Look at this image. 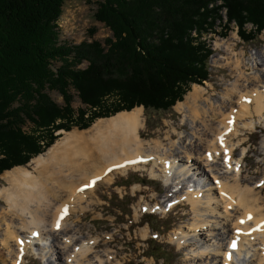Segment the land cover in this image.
I'll list each match as a JSON object with an SVG mask.
<instances>
[{
	"label": "trees",
	"instance_id": "1",
	"mask_svg": "<svg viewBox=\"0 0 264 264\" xmlns=\"http://www.w3.org/2000/svg\"><path fill=\"white\" fill-rule=\"evenodd\" d=\"M64 2L0 0V174L45 152L60 128L84 130L103 116L182 101L210 76L212 50L200 37L214 31L222 11L224 35L231 24L245 42L264 30V0H102L94 18L111 36L66 45L57 27Z\"/></svg>",
	"mask_w": 264,
	"mask_h": 264
},
{
	"label": "bare ground",
	"instance_id": "2",
	"mask_svg": "<svg viewBox=\"0 0 264 264\" xmlns=\"http://www.w3.org/2000/svg\"><path fill=\"white\" fill-rule=\"evenodd\" d=\"M216 46L220 47L221 43H216ZM214 61L217 62L216 59ZM241 61L242 59L238 57V63L235 66L236 72H239L238 78L233 88L231 87L235 97L227 92L225 99H220L214 105H200L199 100L206 90L203 86H196L186 95L183 102L176 105L177 110L183 112L186 105L192 102L190 110L187 107L190 112L192 111V117L189 115L188 118L191 119L192 125L196 120L200 123L195 125L196 131L191 134L192 138H186L189 139L187 144L189 147L183 145L180 149L182 154L175 153L171 147L167 150L159 141L152 145L149 141L143 140L138 130L142 126L143 111L142 107H137L132 111L119 112L104 122L99 121L89 131L83 133L73 131L67 134L46 154L34 159V171L21 166L7 171L3 176L9 185L0 188V196L3 197L9 209L0 211V224L5 230L1 235L16 245L10 251L14 264H21L29 253L33 254V257L41 256L47 260V264H56V262L59 264H111L114 252L109 248L98 251L94 246L100 240L98 236L89 237L79 234V229L73 227L74 221H69L71 212L76 207H79L77 209L86 208L85 205L82 206L80 200L91 194L100 180L110 181L114 173L126 172L130 168L144 170L149 165L152 177L159 175L168 183L166 190L170 191V186L177 187L181 182H185L176 181L179 177H176L173 172V168L178 167V164L174 166L175 159L178 157L185 158L186 167L181 169L178 175L190 179L186 181L187 184L195 181L194 184L199 187L200 182L196 180V176L203 174L207 180H213L219 185L216 186L219 189L216 197H221L222 207L225 208L223 211L226 214L222 212V207L212 203L214 193L210 187L202 190L200 185V189H195L193 192L190 190L187 195L182 196L179 192H185L182 185L181 188L178 187L179 191L178 189L175 191L174 197L170 198L172 193L168 194L169 207H175L180 198L187 196L185 198L188 201L201 204L205 211L202 212L201 208H198L196 212H201L202 216L214 212L213 215H209L211 218L207 216L204 220L208 222L212 220L217 225V227H209L206 234L208 239L214 240L213 242L218 246L215 247L216 253L211 252V245L209 249L201 248L205 253L208 251L211 253H208L210 257H207L211 264H246L251 259L255 260V255L258 256V262L260 260V263L264 264L263 213L257 212L259 215L254 217L252 229H249L246 224L252 210L264 203L262 202L264 196H261L262 190L252 192L243 186V179L240 181L243 170L240 166L244 159V151L239 159L234 160L232 150L236 143L231 144L232 138L237 137L242 128L254 130L257 125L264 124V50L252 55L251 75L249 73L246 75L243 71ZM242 78L245 79V83H240ZM228 108L231 113L219 121V116L223 114L224 109ZM218 126L220 130L216 133ZM262 146L263 150L264 144ZM200 154H204V157L201 158ZM221 155L224 160L218 161ZM200 162H204L209 172L205 171L204 167L198 166ZM192 164L195 165L194 168L190 167ZM199 170L202 173H199ZM57 171V174H62L61 178L60 175L56 177ZM52 175L55 179L50 181L49 177ZM65 176L72 179V182L65 181ZM93 178L97 181L92 185ZM86 185L91 186L86 187ZM201 191H207L206 196L209 197L204 195L205 197L202 198ZM65 195L68 196V201L63 200ZM207 200L209 203L205 206L203 202ZM231 211L240 214L233 223L230 218ZM242 212L245 214L244 217ZM197 220L200 218L198 217ZM241 220L245 223H241ZM221 228L225 233L219 231ZM237 229L240 231L237 232ZM144 233L147 235L148 230ZM218 233L221 234L220 240L216 239ZM197 236L199 234L194 233L192 237H189L192 239L191 247L196 246L193 240ZM229 237L230 241L225 249L224 241ZM189 238L187 236L185 241L181 239L182 244L190 246ZM232 240H236L237 243V247L233 250L229 248ZM220 246L227 252L223 251L224 258L218 263L216 256L219 254ZM199 250L200 247L194 249L195 257ZM229 254H231L230 259ZM243 256L245 258H242Z\"/></svg>",
	"mask_w": 264,
	"mask_h": 264
},
{
	"label": "rangeland",
	"instance_id": "3",
	"mask_svg": "<svg viewBox=\"0 0 264 264\" xmlns=\"http://www.w3.org/2000/svg\"><path fill=\"white\" fill-rule=\"evenodd\" d=\"M101 1L102 0H65L61 6L62 14L57 20V27L59 29L58 41L60 44L74 45L78 42L91 41L92 39L104 43V37L111 36L112 31L107 25H104L94 18V12L98 6L97 4ZM225 17V13L222 11L221 20L217 22L213 29L216 32L210 31L200 37V39L205 41L213 50L208 63L210 76L203 84H192L191 89L184 93V100L186 99V95L196 86H203L206 90L199 100L200 105H214V103L220 99H225L227 92L232 93V88L238 78L239 72L235 70L238 57L242 59L241 65L243 71L246 75H248V73L251 75L253 71V64L250 61L252 55L258 54L264 50V30L261 31L260 35L257 34L254 39L248 42L243 41L239 33H237V27L234 24L229 25L227 32H225L226 35H221L220 32H224L222 25L225 23ZM245 28L251 30V24H246ZM216 43H221V46H216ZM215 59L217 62L214 61ZM59 64V61H55L51 66L55 69ZM240 83H245V79L242 78ZM47 93L50 94V98L58 104L63 103V96L56 90L48 89ZM70 93L74 95L72 98V107L76 108L80 106L81 102L78 99L79 97L76 91L71 88ZM233 97H235L234 94ZM179 102L173 107L171 106L168 110H145L142 106H139L142 107L143 115L142 126H140L138 130L143 140L149 141L152 145H154L156 141H159L164 148L170 150L171 147L175 153L181 152L180 149L183 148V145L189 147L187 144L189 139L192 138L191 134L196 131L195 125L200 123L196 120L194 125H192L191 119L188 118L189 115L192 117V111H189L192 107V102L186 105L189 107V110L185 107L186 109H183V112L178 111L176 108V105L180 104ZM235 106L239 108L238 105ZM132 110L130 109L129 111ZM230 113L229 108L226 110L224 109L223 114L220 115L221 117L219 116V121ZM112 116H103L96 119L91 126H88L84 130H80L76 128V126L72 127L69 131L60 128V130L54 132L55 135L59 137L56 138L49 147H46L45 152L35 156L33 155L28 164H19L9 170H5L0 175V188L9 185L3 176L7 171L15 170V168L20 166L34 171V159L42 154H46L53 145L61 141L67 134L73 131H79L81 133L89 131L97 122H104ZM263 125L264 124L257 125L254 130L242 128L241 132H239L240 134H238L237 137H233L231 140V144L236 143L232 150L234 160L239 159L244 151V159H242V164L240 166L243 170L240 174V181L243 179V186H246L252 192L262 190L261 196H264V185L261 184V182L264 181V149L262 150V145L264 144ZM30 127L31 123L29 121L23 124L25 131H29ZM219 130L218 126L216 133H218ZM182 135L184 137L181 138ZM187 137H189V139H186ZM174 142L175 144L173 145ZM200 156L203 158L204 154H200ZM175 160L176 163L174 166L178 164V167H174L173 172L176 177H179L176 181H185L181 182L179 186H170V191L166 190L168 183L162 180L159 175L152 177L149 165L148 168L144 170H142V168H130L127 169L126 172L114 173L112 180H100L97 185L95 184L96 188L93 189L92 193L86 196L84 198L85 200H80L82 206L85 205L86 208L77 209L79 207H76V209L71 212L69 221H74L73 227L75 226L79 229V234L89 237H99V242L94 245L98 251L109 248L114 252V258L111 259V264H126L129 262H134L135 264H211V261L207 258L208 256L210 257L209 254L211 253H209V251V254L207 252L205 253L201 248L207 247V249H209L211 245V252L216 253L214 252L215 247L218 246L213 242L214 240H209L206 234H208L209 227H217V225L212 222V220H209V222L204 220V217L210 214L213 215L214 212H209V214H205V216H202V214H200L201 212H198L199 215H197L198 213L196 211L199 210L198 208H201L202 212L205 210H203L200 203L188 201L185 198L187 196L180 198L175 207H169L168 200L170 199L168 198V194L172 193L171 197H169H174L175 191H177L178 187L181 188L182 185H184L183 191L185 192L183 193L178 189V191L182 193V196L187 195L190 190L193 192L195 189H198L200 185L202 190L209 189L210 187L214 193V195H212V203L215 206L218 205L222 207L223 203L220 199L221 197H216V194L218 195L219 193V189L216 186L219 185L215 183V181L213 182V180H207V177H204L203 174L202 176H196V180L200 182L199 187L194 184L195 181L187 184L186 181L190 179L178 175L179 171L186 167L185 158L178 157ZM220 160H224L223 155L218 158V161ZM198 166L204 167L205 171L208 169L204 165V162H200ZM190 167L194 168L195 165L192 164ZM198 172L202 173L201 170ZM57 173L58 171L56 174ZM35 174L39 175L36 172ZM53 175L49 177L50 181L51 179H55ZM59 175L61 178L62 174H57L56 177ZM68 180L72 182V179L70 180V178L65 176V181ZM171 182L173 181L171 180ZM67 184L69 185V182ZM76 190L78 191L79 189ZM85 190H87V188ZM207 191L210 192V190ZM207 191L200 192L202 198L206 196ZM63 200L68 201V196L65 195ZM214 200H216V202ZM208 203V200L203 202L205 206H208ZM5 204L6 202L3 197L0 196V211H4L5 209L7 211V209H9L8 205ZM146 204H148V206H146ZM257 207L258 208L252 210V218L247 220L248 223L246 224L249 229L253 228L252 221L255 216L259 215L257 214L258 211L264 215V203ZM221 209L222 212L226 214L225 211H223L225 208L222 207ZM244 215L245 214L242 212L243 217ZM238 216H240L238 212L231 211V222L233 223L236 221ZM198 217L200 220H197ZM223 217L225 216L223 215ZM146 230H148V233H146L147 235L144 233ZM219 231L224 232L222 228ZM3 232H5L4 226L0 224V264H14L13 255L10 254V251H12L16 245L13 241L7 240L2 236L1 234ZM194 233L199 234V236L193 237V242L194 244L196 243V246H194L195 248L191 247L192 239L189 238L192 237ZM218 234L216 235V239L219 238L220 240L221 234ZM187 236L189 238V243H187L190 246L182 244L181 239L185 241ZM229 239L230 237L224 241L225 249L228 246ZM160 246H162V248H160ZM196 247H200V250L195 257L196 254L194 249H196ZM225 249L222 246L219 247V254L216 256L218 263L223 260V251ZM226 252L227 250H225V253ZM254 257L255 260L251 259L246 262V264H261L260 260L258 262V256L255 255ZM204 258L207 259L204 260ZM242 258L245 257L243 256ZM21 264H47V260L43 259L41 256H39V258L33 257V254L29 253L25 256V259L21 261ZM56 264H59V262H56Z\"/></svg>",
	"mask_w": 264,
	"mask_h": 264
},
{
	"label": "snow or ice",
	"instance_id": "4",
	"mask_svg": "<svg viewBox=\"0 0 264 264\" xmlns=\"http://www.w3.org/2000/svg\"><path fill=\"white\" fill-rule=\"evenodd\" d=\"M230 123H231V121H230ZM210 158H211V157H210ZM261 184L264 185V181H262ZM90 186H91V185H86V187H90ZM251 218H252V217H251V214H249L248 219H251ZM241 223H245V221H244V220H241ZM262 226H264V222H262ZM57 227H59V223H57ZM236 231L239 232L240 229H237ZM230 246H231L232 248H236V247H237L236 240H232ZM230 258H231V254H229V259H230Z\"/></svg>",
	"mask_w": 264,
	"mask_h": 264
}]
</instances>
